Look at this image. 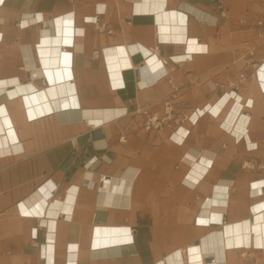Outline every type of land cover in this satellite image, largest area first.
Masks as SVG:
<instances>
[{"label":"crops","instance_id":"0c3cea01","mask_svg":"<svg viewBox=\"0 0 264 264\" xmlns=\"http://www.w3.org/2000/svg\"><path fill=\"white\" fill-rule=\"evenodd\" d=\"M139 1H0V264H170L179 250L190 264L188 247L210 249L212 239L225 264H264V246L254 243L258 235L264 240V208L253 210L264 186L257 194L250 189L264 180V169L244 166L264 162V32L254 26L264 5L163 0L161 11H177L175 25L187 35L178 42L161 38L170 32L160 29L156 13L136 11ZM62 19L70 20L71 43L62 54L48 44L42 57L44 41L65 39ZM64 53L70 76H33L30 66L47 58L56 67ZM170 79L180 87L181 114L228 93L247 100L246 133L235 128L231 102L219 115L205 110L179 128L147 130L137 109L150 105L162 114ZM206 152L213 164L202 167ZM190 173L199 178L194 186L185 182ZM103 177L116 188L109 204ZM220 179L233 181L229 197L199 223ZM42 188L49 193L43 210ZM246 219L248 243L226 248L232 227ZM116 228H129L130 240L94 245L120 236Z\"/></svg>","mask_w":264,"mask_h":264},{"label":"bare ground","instance_id":"6f19581e","mask_svg":"<svg viewBox=\"0 0 264 264\" xmlns=\"http://www.w3.org/2000/svg\"><path fill=\"white\" fill-rule=\"evenodd\" d=\"M163 6H164L163 0H140L139 2H137L135 10L138 12L148 11V12L156 13L157 21L159 23L160 29L162 31L170 32V34H161L162 39L174 40L178 42H188L187 35L183 31L184 28H182V26L177 27V25H175V23H177L179 20V13L177 11H165V10L161 11V9H163ZM180 21L181 22L184 21V16L182 14H180ZM69 22L70 20H64V19H62L61 21H58L57 24L59 27L62 28V31L64 28L66 29L65 39H61L60 41L59 39H56L54 40V42L48 41V40L44 41L43 46L40 48L42 57H43V54L47 53L46 51L48 48L47 46L48 44L52 46L54 43L55 49L59 51V54H62V51L60 48L63 45V43L64 42L71 43V40H70L71 37H69V34L73 33V29H71V27H67ZM167 22L169 23L168 25H167ZM172 22H173V25L171 24ZM254 26H255V23H254ZM172 28H173L174 33H172ZM198 48L200 49L199 46L196 47V49ZM68 57L69 55L67 53H64L63 60H59L58 65L56 67L52 66V64L49 62V60H47V58H42V64H39L37 67L30 66L33 72V76L36 77V76L45 75V74L48 77H68L70 76V71H69L70 68L67 66L70 63V60ZM153 62H154L153 60L152 62L150 61L148 64V67L150 64L154 66V64H152ZM259 78L263 82V86H264V68L260 71ZM230 102H231L230 106L233 107V112L239 114V118L236 122L235 128L237 129V131L243 132L245 134L247 131L246 125L250 120V115L246 113L245 111H243L242 108L244 107L247 100L243 103L240 96L236 95L235 97V95H232L231 93H228L222 98L218 99V101L214 105H208L205 108H202L199 111H196L195 113L188 115V116L190 117V119L191 117H193L194 120H197L198 117L201 114H203L205 110H211L212 113H214L215 115H219L220 112H222V110L224 109V107L228 105ZM250 104L251 102H249V105ZM185 133L186 132L184 131V129H181L179 131V134H176L175 139L179 142H182L184 139ZM212 164H213V159L208 155V153L206 152L205 154H202L199 160V165H201L202 167L203 166L209 167ZM103 179H104L105 185L103 186L102 191L105 194L107 193L108 198L105 199V203L109 204L111 203V196L113 195L111 191L116 190V188L113 182L106 179L105 177ZM185 182L191 186H194L196 183L199 182V178L196 175L190 173L187 175ZM232 182H233L232 180H228V179H220L216 182V184L213 187L212 197L207 199L199 215V218H198L199 223L208 222L207 217L211 213V210L214 208H218L217 205L222 207L226 203L227 198L229 197V190H230V187L232 186ZM263 186H264V180H258V181L252 182L250 184L251 193L257 194V193L262 192ZM121 190L124 193V196H127V195L129 196L131 192V187L130 185H127V186L124 185V187H121ZM44 191H45V188H42L41 191H39L37 194L38 196L43 197L42 199L43 203L39 202L40 203L39 207L41 210H43L44 208L43 204L46 202L45 197L49 195L47 191L46 192ZM262 208H264V201L253 206L254 211L260 210ZM34 211L35 213H39L37 209H35ZM23 212L29 213L31 211L24 209ZM98 229L102 233L101 228H98ZM232 229L234 230V233L231 236L227 237L225 241L226 248L243 247L245 244L248 243L246 241V236L244 233L245 231L249 233L252 230L250 219H246L244 221L235 223V226L232 227ZM111 230L112 229L110 228L104 229L105 233H107L108 231L111 232ZM113 231L119 233L120 236H116V237L109 236L107 238H96L94 241V245L101 246L103 244L119 243V242L130 240V235H127V233H129L130 231L129 228H116ZM122 233L124 235H121ZM254 243L257 246H261V245L264 246L263 237L261 235L256 236L254 238ZM209 244H210V249H206L202 245H197V244L190 245L188 247L187 253L190 254V258L192 261L190 262V264H206V263L208 264V262L204 259L205 255L210 258V264H225L226 263L223 253L219 251V248L215 247V242L213 239L210 240ZM49 262L51 263L52 260L50 259ZM169 263L170 264L171 263L184 264L183 259H182V252L179 250V251H176L172 256H170ZM69 264H73V263L70 262ZM159 264H162V263H159Z\"/></svg>","mask_w":264,"mask_h":264},{"label":"built area","instance_id":"2783aa9c","mask_svg":"<svg viewBox=\"0 0 264 264\" xmlns=\"http://www.w3.org/2000/svg\"><path fill=\"white\" fill-rule=\"evenodd\" d=\"M252 2H260L264 5V0H250ZM223 17H227L226 10L223 9L221 12ZM242 24H246L247 21L240 20ZM255 28L260 32H264V10L260 13V15L255 20ZM240 77L244 78L246 75L242 73ZM172 84V92L165 97L163 100V114H158L156 112H152L150 109V105L137 109L144 116V127L147 130H161L163 128H179L181 124L190 119L188 115L181 114L178 112L177 107V97L180 93V87L173 83ZM254 165H258L260 168L264 169V162L262 163H252V161H245L244 166L246 167H254ZM104 178V177H103Z\"/></svg>","mask_w":264,"mask_h":264},{"label":"rangeland","instance_id":"374dc122","mask_svg":"<svg viewBox=\"0 0 264 264\" xmlns=\"http://www.w3.org/2000/svg\"><path fill=\"white\" fill-rule=\"evenodd\" d=\"M246 80H247V77H245V79L242 77H239L238 82L242 85L246 82ZM235 85H237V84H235Z\"/></svg>","mask_w":264,"mask_h":264}]
</instances>
